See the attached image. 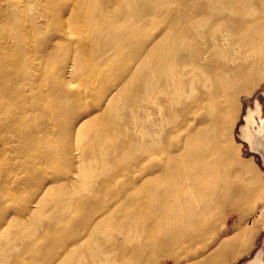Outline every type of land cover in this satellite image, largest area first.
Instances as JSON below:
<instances>
[{
    "label": "bare ground",
    "instance_id": "bare-ground-1",
    "mask_svg": "<svg viewBox=\"0 0 264 264\" xmlns=\"http://www.w3.org/2000/svg\"><path fill=\"white\" fill-rule=\"evenodd\" d=\"M96 1L100 0H82L88 10L76 11L69 18L57 12L50 16L56 25L70 26L68 30L57 28V38L45 48L50 60L65 64L62 63L60 75L54 73L44 78L30 74L23 59L27 51L22 45L13 59L0 54V66L7 61L16 66L18 76L8 84L22 97L11 100L9 93L1 91L0 106L24 108L28 105L25 96L30 95L33 100L30 107L36 117L40 118L39 112L48 117L35 124L25 123L17 115L11 121L0 119V127L26 136L20 150L35 157H18L8 166L0 167V238L5 224L12 220L1 216L8 204L10 214L18 215V209L9 200L21 197L25 188L33 192L30 197L21 198L26 206L25 215L39 212L28 222L29 228H36L42 215L52 212L45 210L48 200L55 201L51 206L56 208L84 210L81 215H62L57 210L53 216L58 221L41 222L43 229L39 236L24 239L20 249L12 254L10 264H86L83 253L89 243L109 248L120 264H222L234 253L233 242L222 239L212 242L218 226L207 218L221 206L219 198L224 199L228 189L224 187L225 177L218 196L210 188L211 171L225 162L226 150L221 148L226 140L225 113L234 108L231 102L223 103L222 98L233 96L236 90H247L262 75L264 0H216L217 16L226 23V36L221 33V24L212 31L213 27L209 31L197 28L214 15L207 12L209 0H179V6L166 9L156 4L159 0H132L135 12L129 0H104L99 5ZM107 1L113 2V7L109 8ZM187 7L195 9L189 12ZM134 14L138 16L122 29L125 33L122 41L121 38L116 42L114 37L111 43L104 41L94 30L92 18L108 21L113 17L131 18ZM83 23L89 35L95 37V44L88 38L87 42L79 43L69 40L70 30ZM151 25L159 30L147 31ZM238 27L245 34L238 36ZM227 35L245 42L248 51L253 52L252 58L245 56L246 62L233 64L239 56L235 50L226 55ZM129 38L134 41L124 45ZM58 48L71 52L68 61H62L63 54ZM90 57L102 66L113 62L118 65L110 76L102 71L98 96L81 111L75 103L80 97L70 92L64 76L68 77L71 68L72 74L80 70L82 62L85 64ZM25 70L29 73L25 80L31 82L34 91L19 82ZM7 73L0 72V78ZM92 77L85 79L91 88L95 87ZM260 90L264 99V88ZM169 100L170 105L164 104ZM41 101L47 109L42 108ZM261 101L254 97L240 115L238 136L264 164ZM155 104L158 110H164L163 120L171 126L165 132L161 128L156 139H146L141 127L148 129L142 122L150 118ZM183 104L185 107L181 108ZM140 106L141 112L134 116L132 126L130 110ZM114 107L118 111L114 112ZM88 129L94 130L91 132L95 139L110 142L106 146L109 157L102 162L106 164L104 170L112 172L101 181L83 180L80 187L73 174L82 168L77 145L80 135ZM80 154L84 158L86 153ZM131 156L135 159L130 160ZM62 165L73 166V173L65 172ZM33 167L39 168L35 176L28 173ZM244 174L249 185L253 181L251 174L248 171ZM59 182L71 185L65 194H68L66 202V196L42 197L43 191ZM241 187H230L229 193L238 195L243 191ZM85 189H89L88 193L77 194ZM97 209L101 212L95 215ZM258 215L256 212L250 217L246 226L252 227ZM101 227L111 228L108 238L99 235ZM9 241L6 245L12 246L17 240ZM6 245L1 249H6ZM242 264H264V249L259 248Z\"/></svg>",
    "mask_w": 264,
    "mask_h": 264
},
{
    "label": "rangeland",
    "instance_id": "rangeland-1",
    "mask_svg": "<svg viewBox=\"0 0 264 264\" xmlns=\"http://www.w3.org/2000/svg\"><path fill=\"white\" fill-rule=\"evenodd\" d=\"M103 1L104 0L96 1L95 4H103ZM215 1L216 0H209V7L207 9V12L213 13L214 15L204 22H201L197 28L198 30L206 29L209 31L213 27L211 29L212 31L221 24V33H224V36H226V23L222 22L217 16L218 6L215 5ZM106 3L110 4L109 8L113 7V2L107 1ZM128 4L135 12L133 8L134 2L129 0ZM156 4H159L158 6L166 9L167 7L179 6L180 2L179 0H159ZM186 9L189 12H192L195 7H187ZM87 10L88 9L82 0H0V54L8 55L13 59L17 54V49L22 45L27 51L23 59L24 62L27 63V65H25L26 68L29 67L28 70H30V74L34 75L37 73V75L44 78H46V75L54 73L56 76L60 75V71H62V67L65 66V64L58 60H50L49 56L46 54L47 51L45 48L57 38L55 34L57 28L63 27L65 30H68L70 29V26L68 25L69 23L67 25L62 23V26L58 24L56 25L50 16L57 12L61 14L65 13L69 18L74 16L76 11L82 13V11L86 12ZM137 16L138 15L134 14L133 17L127 19L113 17L108 21H105L102 17L101 19L92 18V22L94 30L100 34L102 40L111 43L112 37L115 38L116 42L122 38V35L125 34L122 32L123 27L130 25L131 20ZM158 30L157 27H152V25L147 27V31L150 32L156 33ZM70 31L71 32H69L68 36L70 41H77L79 43L83 40L87 42L88 38L91 41L90 43L95 44L93 42L95 37L89 35L85 23H83L82 26L79 24L74 31ZM238 31V36L245 34L242 27H238ZM216 32L217 37L219 38L220 35L218 30H216ZM133 39L129 38L125 40L124 45L132 43L134 41ZM122 40L123 38L120 41ZM240 40L239 37L235 38L233 35H227L226 50H228V52H226V55H230V52L235 50V52H237L236 54L239 56L232 62L233 64L246 62L244 60L245 56L252 58L251 53L253 54V52L248 51L245 42ZM63 50V48L59 50V53L63 54L62 61H68L67 59L70 57L71 52ZM247 53L248 55H246ZM57 62L58 65H56ZM117 65L118 62H113L106 66H102L98 64L95 58L90 57V60L85 59V64L84 61L82 62L81 69L77 72L72 74L73 68H71V73L67 72L68 77L64 76V81L67 82L70 92L76 93L80 97L78 102H75L78 110L82 111L85 109L86 105L98 96V90L102 87V85H99L102 78V71L110 76L115 70H117ZM15 68L16 66L11 65L8 61L3 62L0 66V72H8L7 74H4L6 75L5 78H0V92L9 93L8 97L11 100L18 98L22 99L16 89L14 90V88L8 84L10 79H16L18 76ZM29 73L25 70L21 75L19 82L21 83L22 81V85L25 83L28 90L34 91L32 90L33 87L31 82L25 80ZM87 77H92L93 80H95V87L91 88L85 83ZM42 86L46 87L45 84ZM185 87L188 86L186 85ZM169 88L171 89L172 86L170 85ZM231 88L232 87H230V89ZM263 88L264 70L261 77L253 82L247 90H236L234 91V94L232 92L233 96L231 95L229 98H226L225 96L224 100L222 98L223 103L227 101L231 102L234 108H232V111L225 113V115L228 116L225 134L226 140L221 147L223 150H226L225 162L220 166L223 169L219 167L211 171L212 174H210V177L212 186H210V188H212L211 191L217 195L220 185L223 184L224 177L226 178L224 187L228 189L230 187L237 189L244 186L241 187L243 188V191L238 195L229 193V190L227 189V191L224 192V199L222 197L219 198L221 206L214 212V214L207 217L210 221H214L218 226L217 233L212 236V242H217L219 239L231 243L233 242L234 253L231 254L222 264H242L248 258L253 256L259 248L264 249V164L258 155L249 151L248 144L245 141H242L238 136L239 124L242 122L240 115L246 110L248 105L252 104L254 97L257 96L262 100V109L264 111V99L260 93V89ZM212 90H214V87H212ZM25 97L28 101V105L24 108H17L10 104H3L0 106V119H9L11 121L15 115H17L18 117H23L25 123L31 121L32 124L38 123L42 119H48L47 116L42 115V112H39L41 115L40 118L36 117V113L32 111L30 107L32 106L33 101L31 96L28 95ZM70 97L76 99L73 95ZM170 102L171 100L167 102L164 101V104L170 105ZM184 107L185 105L183 104L181 108ZM42 108L47 109L45 102H42ZM116 111H118V109L117 107H114V112ZM163 111V109L158 110V107L155 104L152 108L150 118H148V120H143L142 123L145 124L148 129V131H146L143 126L141 127L144 134H142V136L144 138L148 139L154 137V139H156L161 128H163V132H165V130L171 126V124L163 120L165 115ZM140 112L141 106L130 110L132 126L134 123V116L139 115ZM24 120L22 121L24 122ZM121 120L122 119L120 118L119 121ZM91 130L92 129L83 131L84 135H80L77 145L79 159H83V162L82 168L78 170L76 174H73V176L76 177V184L80 187L82 186L83 180L88 181L89 179L97 178L98 181H101L107 174L112 172V170H104L106 164L102 162L109 157V150L106 146L110 145V142L102 138L95 139L92 134L94 130H92V132ZM145 132H147V134H145ZM21 134V132H11L6 127H0V167L8 166L12 162H15L18 157L35 158L30 153H23L20 150L23 145H25L24 140L26 139V136ZM55 141L56 139L53 140L54 144ZM80 151L86 153L84 158H81ZM134 159L135 156H131L130 160ZM127 160L128 158H126V161ZM72 168L73 166L71 168H67L66 166L62 167V169L68 174L73 173L71 172ZM246 171L251 174V179L253 180L249 185L246 184L248 180L244 174ZM36 172H39V168L33 167L28 173L35 176L37 174ZM70 188L71 185L68 183L59 182L58 184H52L48 190L42 192V197L46 199H54L66 196V200H64L66 202L68 200V194H65ZM88 191L89 189L80 190L77 194L88 193ZM21 193L23 194L21 197L17 196V198L9 200V202L18 209V215L10 214L11 205L8 204L1 216L3 219L6 217L5 219L11 218L12 220L10 224L6 223V227L4 226L2 229L4 234L0 238V264L11 263L12 254H15L17 250L20 249V244L24 239L32 240L39 236V232L43 229L41 227V222H47L50 220L58 221L53 216L57 210L58 212H61L62 215L68 213L81 215L84 213L82 207L74 208L62 206L56 208L51 206L55 201L48 200L45 210L50 209L52 212L42 215L36 228H34V226L29 228L30 226L27 225L28 222L36 216H39V212H33L30 215H27V212L25 215L24 212L26 211V206L21 202V198L30 197L33 192L31 188H25L21 190ZM112 197L113 196L109 197L110 203L114 200ZM100 212L101 210L97 209L94 214L97 215ZM256 212H258L259 215L254 218L253 226L250 228L247 227L246 222ZM110 234L111 228L101 227L99 230V235L104 238H108ZM14 238L17 240L14 245H6L7 242H10L9 240L12 241ZM4 244L6 245V249L2 250L1 247ZM83 257L86 264H120L119 259L113 252H110L109 248L97 245V243L87 244L84 247Z\"/></svg>",
    "mask_w": 264,
    "mask_h": 264
}]
</instances>
